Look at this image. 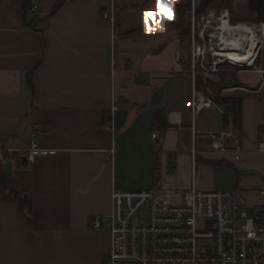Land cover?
Returning a JSON list of instances; mask_svg holds the SVG:
<instances>
[{
  "label": "crops",
  "instance_id": "obj_1",
  "mask_svg": "<svg viewBox=\"0 0 264 264\" xmlns=\"http://www.w3.org/2000/svg\"><path fill=\"white\" fill-rule=\"evenodd\" d=\"M57 1L0 0V146L21 151L35 140L48 150L26 164L0 161V264H104L111 235L94 223L114 189L231 190L255 212L264 189L258 75L241 73L240 130L214 101L193 115L172 0H115L114 25L102 16L110 0H64L50 13ZM21 168L30 171L27 217L3 196Z\"/></svg>",
  "mask_w": 264,
  "mask_h": 264
},
{
  "label": "built area",
  "instance_id": "obj_2",
  "mask_svg": "<svg viewBox=\"0 0 264 264\" xmlns=\"http://www.w3.org/2000/svg\"><path fill=\"white\" fill-rule=\"evenodd\" d=\"M172 7L174 20L179 8L190 22V34L183 43L185 53L178 57L190 71L193 115L213 104L196 86L198 71L213 73L227 66L240 74H257L259 84L264 83V19L235 20L225 6L201 9V0H172ZM37 9V2L32 1L29 10ZM114 11L115 0H110L109 10L102 11L112 25ZM158 132L155 128L152 137ZM257 148L264 152V131ZM13 151L15 148L0 146V161ZM47 151L34 140L29 149L20 152L33 160ZM234 158H241L239 146ZM260 194L262 204L250 213L231 190L194 186L187 190L114 189L110 212L94 223L111 235L104 264H264V189ZM140 216L146 220L134 222Z\"/></svg>",
  "mask_w": 264,
  "mask_h": 264
},
{
  "label": "trees",
  "instance_id": "obj_3",
  "mask_svg": "<svg viewBox=\"0 0 264 264\" xmlns=\"http://www.w3.org/2000/svg\"><path fill=\"white\" fill-rule=\"evenodd\" d=\"M64 2V0H58L53 6L50 13H54ZM249 9L255 13V20L264 19V0H247ZM228 7L231 12L233 10V0H201V9L207 7ZM25 7L28 9L29 3L25 2ZM233 19H235L233 17ZM236 20V19H235ZM172 26L177 29V36L181 43H184L190 34V22L187 16H185L180 9L177 10V17L172 21ZM223 70H219L216 73V78L209 76L203 77L202 74H196V86L202 90L206 95L212 98L225 112V122L228 123V117H231L233 124L237 130L241 128V113H242V99L243 95L236 94H223L220 92V85L224 83H235L236 79L234 73L228 69L227 66L223 67ZM202 72V71H200ZM205 73V72H202ZM228 81V82H227ZM219 84L217 85V83ZM204 84V85H203ZM166 112L161 109L157 111V120L163 126H167ZM16 156L19 163H22V154L20 151L7 152L6 156ZM18 188L11 190L4 194L5 198L18 200L19 207L23 214L27 217L31 210L30 197H25V193L30 189V171L21 168L17 173Z\"/></svg>",
  "mask_w": 264,
  "mask_h": 264
},
{
  "label": "rangeland",
  "instance_id": "obj_4",
  "mask_svg": "<svg viewBox=\"0 0 264 264\" xmlns=\"http://www.w3.org/2000/svg\"><path fill=\"white\" fill-rule=\"evenodd\" d=\"M128 3H135V0H129ZM223 7V6H222ZM226 7V6H225ZM130 11H134L133 8L131 6H129ZM128 11V12H130ZM232 14L234 16V18L236 20L239 21H251V20H255V13L252 12L249 7H248V3L247 0H233V10H232ZM224 68H221L220 70H223ZM230 70V69H229ZM232 71V70H230ZM234 76L236 79L235 83H224L222 85H220V92L223 94H236L239 93L240 91H243L244 89H242L241 87H244L245 85H247V79H243L246 81L242 80L241 74L234 72ZM202 74L203 77H211V78H216V73H211V72H198V74ZM251 77L250 79H253L255 76L251 75V74H246L245 77ZM228 82V81H227ZM219 84V82L217 83V85ZM204 85V84H203ZM233 88V89H231ZM146 220V216H140L138 218H136L134 220V222H139V223H143Z\"/></svg>",
  "mask_w": 264,
  "mask_h": 264
},
{
  "label": "water",
  "instance_id": "obj_5",
  "mask_svg": "<svg viewBox=\"0 0 264 264\" xmlns=\"http://www.w3.org/2000/svg\"><path fill=\"white\" fill-rule=\"evenodd\" d=\"M22 160H23V164L27 163V156L26 155H22Z\"/></svg>",
  "mask_w": 264,
  "mask_h": 264
}]
</instances>
